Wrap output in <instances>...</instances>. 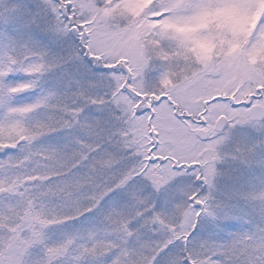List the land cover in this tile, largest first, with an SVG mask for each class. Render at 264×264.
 <instances>
[{
  "label": "snow or ice",
  "instance_id": "6c2138e0",
  "mask_svg": "<svg viewBox=\"0 0 264 264\" xmlns=\"http://www.w3.org/2000/svg\"><path fill=\"white\" fill-rule=\"evenodd\" d=\"M0 264H264V0H0Z\"/></svg>",
  "mask_w": 264,
  "mask_h": 264
}]
</instances>
